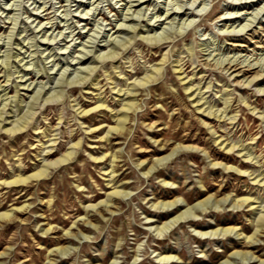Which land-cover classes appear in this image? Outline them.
Masks as SVG:
<instances>
[{
    "label": "rangeland",
    "instance_id": "rangeland-1",
    "mask_svg": "<svg viewBox=\"0 0 264 264\" xmlns=\"http://www.w3.org/2000/svg\"><path fill=\"white\" fill-rule=\"evenodd\" d=\"M263 5L264 0H0L5 127L34 113L21 134L0 132V213L16 216L0 221V264H167L160 262L165 255L181 264H222L235 251H253L264 260V231L259 247L244 241L255 233L254 216L264 202L254 212L225 205L197 214L199 221L151 229L209 197H264V176L257 177L264 173ZM113 51L119 53L115 60L102 61ZM158 66L161 77L139 89L140 107L130 113L125 135L107 136L127 98L123 94ZM92 70L96 87L81 81ZM185 84L199 86L218 115L226 110L223 118H204ZM56 92L62 98L46 103ZM222 140L241 141L252 158L238 148L227 153ZM177 145L196 149L178 151L148 172ZM70 149L74 159L51 168L45 179L3 185L20 172L34 173L49 159L47 152L56 160ZM119 152L122 157L111 163ZM215 162L241 173L215 168ZM117 189L125 193L113 198L110 214L105 202ZM175 199L186 205L176 214L162 216L152 207ZM228 227L237 228L242 239L198 234ZM48 228L53 230L44 234ZM65 247L66 259L56 256Z\"/></svg>",
    "mask_w": 264,
    "mask_h": 264
},
{
    "label": "bare ground",
    "instance_id": "bare-ground-1",
    "mask_svg": "<svg viewBox=\"0 0 264 264\" xmlns=\"http://www.w3.org/2000/svg\"><path fill=\"white\" fill-rule=\"evenodd\" d=\"M122 1V0H121ZM139 1V0H138ZM141 1V0H140ZM177 6V5H176ZM264 6V5H263ZM176 9V8H175ZM180 9V8H179ZM171 10V9H170ZM264 10V8H263ZM219 12V11H218ZM168 14V13H167ZM172 15L168 16V18H166L165 20L171 18ZM158 18V17H157ZM251 24V23H250ZM248 27V25H245L241 31H244L246 28ZM255 30V29H254ZM135 32V31H134ZM244 36V35H243ZM175 37V36H174ZM173 37V38H174ZM161 40L158 38H155V44H157L158 42H160ZM166 42V41H165ZM169 43V42H168ZM126 44V43H125ZM255 44V43H254ZM152 45V44H151ZM154 45V44H153ZM159 45V44H157ZM155 46V45H154ZM235 46H240V45H235ZM125 47V46H124ZM123 46L118 47L120 48L119 50L124 48ZM242 47V46H240ZM117 48V47H114ZM126 48V47H125ZM192 49V48H191ZM189 53H191L192 51L190 49ZM193 50V49H192ZM194 51V50H193ZM119 53L118 52H111L109 54H107L105 56V58L102 61H105V59H111V61L115 60L118 57ZM241 56V54H240ZM99 58V57H98ZM246 59V58H245ZM163 61V60H162ZM164 61H166V58L164 59ZM250 61V60H249ZM17 62V61H16ZM101 62V61H100ZM161 62V61H160ZM180 62V60L178 61V63ZM163 63V62H162ZM181 63V62H180ZM250 63V62H249ZM248 64V63H247ZM181 65V64H180ZM243 65V62H242ZM113 66V65H112ZM179 66V65H178ZM184 66V65H183ZM251 66V65H250ZM116 67V66H115ZM261 67V66H260ZM177 68V67H176ZM113 70V69H112ZM115 70V69H114ZM176 70V69H175ZM183 70V68L179 69V72L182 73L181 71ZM230 70V69H229ZM90 71V69H89ZM95 70H92L89 74L88 77H83L81 79L82 83H86L89 81L88 85H97V83H95V81H97L96 78H90V76L93 74ZM163 68L162 67H156L151 69V71L149 73H147L142 79H140L139 81H135L133 83V87L132 89H127L128 91L125 92V94H123V96L127 95V98H125L124 102L122 103V108L121 110L118 111V115H116V121H115V126L110 127V129L107 131V136L111 135H117V136H124L126 131H127V122L129 120V115L130 113L134 112L135 110H138V108L140 107V104L137 101V96H138V91L141 88H145L148 85H151L152 83L156 82L157 80H159V78L161 77ZM178 71V70H177ZM107 72V71H106ZM115 72V71H114ZM187 72V71H186ZM105 74V73H104ZM110 74V73H109ZM3 75V74H2ZM1 75V76H2ZM184 75V74H183ZM87 76V75H86ZM114 76V75H113ZM116 76V75H115ZM245 76V75H244ZM9 77V76H8ZM187 77V76H186ZM11 78V77H10ZM184 78V77H183ZM109 79H113V77H109ZM108 79V80H109ZM182 79V78H181ZM191 80V79H190ZM185 81V80H184ZM112 82V80H111ZM252 81H249V83H251ZM186 83V82H185ZM186 85V84H185ZM245 85V84H244ZM1 86V85H0ZM96 87V86H95ZM91 88V87H90ZM207 88H210V86H208ZM99 89V88H98ZM74 90V89H73ZM184 91L189 92V97L193 99L194 103L196 104V106L198 107V110L202 111L203 117L211 120V119H216L218 118L221 119L223 118V114L226 113V110L218 115V112H216L214 110V105L211 106L210 105V101H204V93H202L201 88L198 86L196 88H194V86H192L191 84H187L184 87ZM61 92V91H59ZM123 92V90L119 89L118 93ZM260 92V90H259ZM262 92V90H261ZM57 93V94H56ZM55 95L50 96L49 98H45V102H53L55 99L58 101L59 99L62 98V94L56 92ZM44 94V93H43ZM47 94V92H46ZM39 97L41 95V92H39ZM45 96V95H44ZM18 98V97H17ZM15 98V99H17ZM38 98V97H37ZM38 100V99H37ZM42 100V99H41ZM100 100V99H99ZM243 100V99H242ZM14 101V100H13ZM36 101V100H35ZM98 101V100H97ZM16 103V106H18L20 109L22 107L23 101L21 99L15 100L14 101ZM102 102V101H100ZM228 103V102H227ZM193 104V102H192ZM247 104V103H246ZM2 105L3 108H0V132L3 130L5 133L9 134V135H17V134H21L22 132L26 131L27 128L32 124V121L34 119V113L27 111L24 115H22L19 119L15 120V124H13V126L11 128H7L5 127V125H7V120L3 118V114L5 113L4 110L7 106L6 103H0V106ZM104 103H101L97 106V108H101L104 107ZM208 105V106H206ZM44 106V105H43ZM107 106V105H106ZM33 108V107H32ZM197 109V108H196ZM23 111V108L22 110ZM13 112V111H11ZM255 112V111H254ZM79 113V112H78ZM86 114V112H84ZM83 113V114H84ZM236 115V114H235ZM229 118V117H228ZM264 118V117H263ZM202 119V118H201ZM233 119V121L236 119L234 118H230ZM36 120V119H35ZM115 120V119H114ZM264 120V119H263ZM6 121V122H5ZM221 121V120H220ZM35 122V121H34ZM204 123V122H203ZM35 125V124H34ZM37 125V124H36ZM35 129V128H34ZM48 129V128H47ZM93 130V129H92ZM47 131V130H46ZM215 134V133H213ZM111 135L109 136L111 138ZM106 136V135H105ZM99 137V136H98ZM221 137V136H220ZM218 140V138H216ZM109 140V138H108ZM216 140V141H217ZM80 141V140H79ZM219 141V140H218ZM226 140H222L220 142V145L224 146L225 151L231 152L233 150H235L236 148H238L239 153H243V156L246 157V159H251L252 155V151L249 150V148H247V146L240 144L238 145L240 142H228L225 143ZM54 144V143H53ZM80 145V143L75 144V147H78ZM245 146V147H244ZM195 147H191V146H183V145H177L172 151L171 153L161 159H157L154 162V165L152 167L149 168L148 172H152L155 171L160 165H163V163H165V161H167L168 159H170V157L174 154H177L178 151L181 150H185V151H192L195 150ZM48 155L47 157L49 159H53V157L55 156L54 152H47ZM76 152H74L73 150L70 149L69 152L63 154L60 158H57L56 160H49L46 159L45 161H43L35 170L34 173H32L31 175H25V171L24 172H20L17 175H13L11 176V180L10 181H5L3 183V185H11V186H28L29 183H31L32 181H39L42 179H45L48 176L49 170L51 168H57L60 165L64 164V163H69L71 162L74 157H75ZM120 152L118 154H114L112 155V160L111 163H114L116 159L121 158L122 156L119 155ZM106 155V154H105ZM251 155V156H250ZM254 156V155H253ZM251 157V158H250ZM101 159V158H100ZM110 163V164H111ZM143 164V163H142ZM140 164V166L142 165ZM213 167L215 168H221L223 170H226L228 172L231 173H241V170H239L238 168H234L233 166H229L227 164H224L222 162H215L213 164ZM19 168V167H18ZM145 169V168H144ZM115 170L111 171V173H114ZM259 170H255L253 171L252 174L257 173ZM243 172V171H242ZM260 173H258L259 176H264L263 171H259ZM246 173V172H245ZM150 174V173H148ZM251 175V173H250ZM113 176V175H112ZM115 176V175H114ZM113 176V177H114ZM256 180V179H255ZM264 180V177L260 180L262 181ZM257 181V180H256ZM259 181V182H260ZM110 184V183H109ZM1 185V184H0ZM125 192H122L121 190H115L113 192L110 193V195L108 196L109 199H107L108 201L105 202V208H107V210H105L106 212H110V214H113V211H111L109 208L114 206L117 203H114L111 205V202L113 201V198H117V197H122L123 194ZM128 193V192H126ZM125 197V196H124ZM264 198V197H263ZM260 198V197H255V198H250V197H244L241 199H233L230 198L229 196L222 198L220 200H211L212 197H209L201 202H198L196 205H193V207L191 206V208H188L185 211H181L182 207H185L186 205H183L182 201L180 199H175L174 201H170V202H158V203H153L152 207H154L156 210H160L161 212L160 215L164 216V215H168V214H176L177 212L181 211L180 214H178L177 216H175L173 219H171V221L163 223L161 226L157 225L156 227H152L151 229L155 228L156 230L160 231V230H167V228L169 226H171L174 223H177L181 220H185V219H191V218H196V221H199V218L197 216V214L200 215H206L207 213H211L213 212V208L215 210L219 209L220 207H223L225 205L229 206L232 205V207L234 209L237 208H243L245 206H248L250 208L249 211L254 212L257 209H259L258 204H262L264 202V199ZM102 203V202H101ZM100 204V203H99ZM103 204V205H104ZM110 204V205H109ZM187 204V203H186ZM188 205V204H187ZM91 206V205H90ZM189 206V205H188ZM226 206V207H227ZM95 207V206H94ZM93 207V208H94ZM225 207V208H226ZM29 206L26 208L28 209ZM19 209V208H18ZM25 209V210H26ZM208 210H210V212H208ZM165 211V212H164ZM220 211V210H219ZM95 212V211H94ZM15 215H11V213L9 212H4V213H0V221L4 220L7 223L9 222H13L15 221ZM194 220V219H193ZM86 222V221H85ZM156 220L153 219H148V224L155 226L154 224L156 223ZM254 222L256 224V231L255 233L249 237L246 238L244 241L247 243V247H259L262 233L264 231V207L260 210H258V212L255 214L254 216ZM181 223V222H180ZM183 223V222H182ZM181 223V224H182ZM201 225V224H200ZM53 228H48L47 230H45L44 234H48L50 231H52ZM155 231V230H154ZM200 237H214L213 239H215V237H227L230 238L232 236H236L237 239H242L241 235H243L242 233L238 232L237 228H222V229H216L213 231H208V232H199L198 233ZM67 236V238L69 239H73V237H76L74 234H70V232H66L65 234ZM246 237V236H245ZM222 239V238H221ZM69 247H65V248H60V249H56L54 252L56 253V256L62 258V259H66L65 256L69 254ZM72 249V248H71ZM239 259L240 264H264V260L258 255L256 256V253L253 251H247V252H238L235 251L234 253L231 254V256L222 264H231L232 260H237ZM211 260V259H210ZM163 261L165 263L168 264V262L171 263H175V264H181V262H178L177 260H175V257H173L172 255H165V256H161L160 258V262ZM162 263V262H161ZM238 263V262H237ZM54 264V263H53ZM115 264V263H114ZM189 264V263H188ZM235 264V263H234Z\"/></svg>",
    "mask_w": 264,
    "mask_h": 264
}]
</instances>
